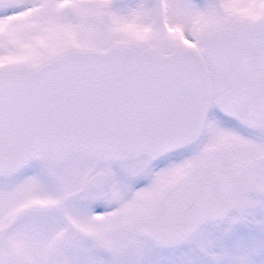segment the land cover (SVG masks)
I'll return each mask as SVG.
<instances>
[{
  "label": "snow or ice",
  "instance_id": "snow-or-ice-1",
  "mask_svg": "<svg viewBox=\"0 0 264 264\" xmlns=\"http://www.w3.org/2000/svg\"><path fill=\"white\" fill-rule=\"evenodd\" d=\"M0 264H264V0H0Z\"/></svg>",
  "mask_w": 264,
  "mask_h": 264
}]
</instances>
